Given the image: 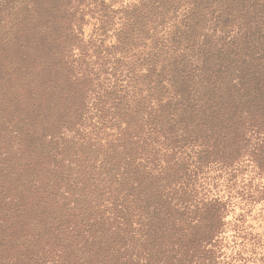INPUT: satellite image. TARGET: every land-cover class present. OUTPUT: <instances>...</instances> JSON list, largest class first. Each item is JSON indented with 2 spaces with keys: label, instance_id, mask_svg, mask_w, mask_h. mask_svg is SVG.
<instances>
[{
  "label": "trees",
  "instance_id": "obj_1",
  "mask_svg": "<svg viewBox=\"0 0 264 264\" xmlns=\"http://www.w3.org/2000/svg\"><path fill=\"white\" fill-rule=\"evenodd\" d=\"M71 1L0 0V264H242L264 0H100L90 52Z\"/></svg>",
  "mask_w": 264,
  "mask_h": 264
},
{
  "label": "rangeland",
  "instance_id": "obj_2",
  "mask_svg": "<svg viewBox=\"0 0 264 264\" xmlns=\"http://www.w3.org/2000/svg\"><path fill=\"white\" fill-rule=\"evenodd\" d=\"M133 0H124L122 2H116L112 0H105L111 4V8L114 10L119 7V5L127 4ZM81 3V4H80ZM72 0L69 4L70 10L75 7L78 9H83L82 19L80 21L78 31L76 32L79 41L83 42L85 46L89 49V52L98 47L100 50V38H103V45L108 46L115 40V33L118 31V27L121 25L123 18L121 15L123 13H100L97 12L93 7L98 6L100 0ZM77 14V13H76ZM101 14H105L102 16ZM100 20L103 21V26L105 27V32L100 35ZM238 210L235 211L237 213ZM231 214L227 216L230 217ZM248 223L251 225L253 231H258L259 237H257L258 244L256 248L252 251V254L244 253L242 254L243 260L242 264H264V199L261 201L253 203L251 206V212L247 215ZM224 242L228 243L226 251L228 253L235 251L232 250L233 241L231 237H227ZM263 257V258H262Z\"/></svg>",
  "mask_w": 264,
  "mask_h": 264
}]
</instances>
